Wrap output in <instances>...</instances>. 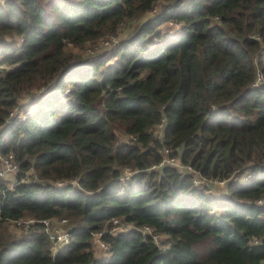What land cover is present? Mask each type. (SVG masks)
Here are the masks:
<instances>
[{"label": "trees", "instance_id": "1", "mask_svg": "<svg viewBox=\"0 0 264 264\" xmlns=\"http://www.w3.org/2000/svg\"><path fill=\"white\" fill-rule=\"evenodd\" d=\"M160 1L110 51L117 59L66 51ZM170 22L180 26L168 34ZM258 72L264 0H0V165L13 154L21 180L0 183V264H264ZM117 129L132 141L117 144ZM165 149L203 178L231 180L228 193L162 164ZM242 171L250 179L237 181ZM55 218L71 226L53 251L44 220ZM23 219L15 238L5 224ZM116 219L133 228L113 232ZM98 233L108 254L95 252Z\"/></svg>", "mask_w": 264, "mask_h": 264}, {"label": "rangeland", "instance_id": "2", "mask_svg": "<svg viewBox=\"0 0 264 264\" xmlns=\"http://www.w3.org/2000/svg\"><path fill=\"white\" fill-rule=\"evenodd\" d=\"M164 4H165V1L158 2V4L155 6L156 8L153 11H149L143 15H140L139 17L127 20L126 22L121 24L120 27H118L116 32L112 33L108 31L103 37H101L97 41H87L86 43L79 45V46L67 45L66 51L70 54H74L76 56H81V57H87V58H91L92 56H94L95 54H99L100 52L99 55L103 54L109 57L111 56L110 57L111 60L117 59L118 55L112 54V52L110 51H112V49H114V47H116L120 43V41L125 39L127 35H129L130 33H133L148 18L153 17V15L156 14L162 8ZM179 26L180 24L170 22V23L163 25L161 28L163 31L170 34L171 32L176 31L179 28ZM8 38L10 39L11 37L8 36ZM16 39L18 41L20 37L16 36ZM22 103H25V101L23 100ZM161 124L162 123H159L156 125V134L158 136H162V130H163L164 124L163 125ZM117 134L119 138L117 144H121L123 141H132L130 136L126 135L122 130L117 129ZM165 163L171 164L170 162H165ZM173 166L177 167L180 171L184 173H193L194 174L193 182L195 186L201 189H204V191H206V193L208 194H211L217 197H223L228 193V182L231 180L222 181L220 179H206L205 177L203 178L202 176H200L199 173H197L193 169L189 170L188 168H186V166L182 164L180 161L175 162V165ZM32 172H33L32 170L29 171V173H32ZM33 174L35 176V179H37L38 177L36 176V174L34 172ZM129 174H130L129 172L126 173V175H129ZM247 175H248V171H242L241 173L237 174L235 178L237 181H240V180L245 181L246 180L245 177ZM54 182H57V181H54ZM5 225L7 227V230L11 232L15 238H18V237L25 235L27 228L30 226V219H23L16 223L8 222ZM114 225L116 226H114L113 232L125 231V229H131L133 227L132 225L125 226L122 223H116ZM70 226H71L70 219L66 221V219L55 218L53 222L50 223V225H47L46 227H47V230H49L51 234L53 233L55 234L59 231L60 234L63 236L65 234V229H69ZM138 229L142 231V228H138ZM143 233H145V230H143ZM156 238H157L156 240L157 242H161V241H164L165 236H156ZM63 240L64 238L53 240V241L56 242V245L58 246L60 242ZM97 240H98V237L95 236L93 244H94V249H95L96 254H99L101 253L100 251L101 248L98 247L99 241Z\"/></svg>", "mask_w": 264, "mask_h": 264}, {"label": "built area", "instance_id": "3", "mask_svg": "<svg viewBox=\"0 0 264 264\" xmlns=\"http://www.w3.org/2000/svg\"><path fill=\"white\" fill-rule=\"evenodd\" d=\"M258 79H261V80L264 79V76H263V74L261 72H258ZM13 117L14 118H16V117H21L22 118V117H24V115H23V113H17L16 112ZM13 117L8 121V123L13 120ZM161 123H162L161 125H163L164 124V120ZM130 138H133V136H131ZM127 142L130 143L131 141H127ZM169 152H170L169 149H165V151H164L165 158H164V161L162 162V164H165V162H170L171 163L170 165H175V162L180 161V160L178 158L170 157L169 156ZM2 161L3 162L0 165V183L7 182L8 187L10 189H13L14 187H16L21 182V180H19L18 177H17V174L19 172V164L15 161V158H14L13 154H9L8 156L4 157ZM185 166L189 170L192 169L191 166H187V165H185ZM250 177H251V173L248 172V175L245 178H246V180H248V179H250ZM222 181H225V180H222ZM257 204L263 205L264 204V199L258 200ZM53 220L54 219H52V220L47 219V220H44V222L47 225H50V223H52ZM66 221H67V219H66ZM114 222L118 223V220L116 219ZM30 223H32V219H30ZM125 226H129V225H125ZM141 228H142V232H143V230H145L146 235H151V236H153V238L155 240H157L156 236H159V235L158 234H153V231H152L151 228H149L147 226H143ZM126 230H128V229H125V231ZM68 231H69V229H65V234L63 236L60 234L59 231L57 233H55V234L54 233L51 234L53 240H58V239L64 238V240L61 241L58 246L56 245V242H53V251L58 250L61 246H64L66 243L69 242L70 236H69V232ZM146 231H148V232H146ZM101 235H102V233H98L96 235L98 237L97 241H99L98 242V247L101 248L100 251H101L102 254H108L109 245H108V243L106 241L102 240ZM255 242H257V240H255Z\"/></svg>", "mask_w": 264, "mask_h": 264}]
</instances>
